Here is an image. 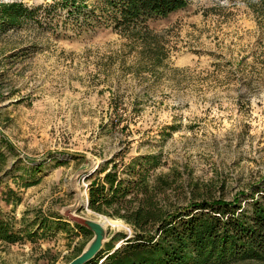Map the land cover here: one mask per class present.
Returning <instances> with one entry per match:
<instances>
[{
    "label": "rangeland",
    "instance_id": "obj_1",
    "mask_svg": "<svg viewBox=\"0 0 264 264\" xmlns=\"http://www.w3.org/2000/svg\"><path fill=\"white\" fill-rule=\"evenodd\" d=\"M112 7L0 0V215L19 234L0 241V264L75 258L94 236L63 214L76 189L78 214L127 225L108 227L109 242L132 237L88 205L108 172L165 177L168 209L248 207L264 187V3L188 0L127 25Z\"/></svg>",
    "mask_w": 264,
    "mask_h": 264
},
{
    "label": "trees",
    "instance_id": "obj_2",
    "mask_svg": "<svg viewBox=\"0 0 264 264\" xmlns=\"http://www.w3.org/2000/svg\"><path fill=\"white\" fill-rule=\"evenodd\" d=\"M120 12L118 24L166 17L184 8L188 0H109ZM264 3V0H260ZM11 20L18 17L10 5ZM12 145V144H11ZM127 184L117 172H108L90 189V209L123 218L133 227L132 237L115 251L110 241L93 263L103 264H227L244 259L264 261V187L248 194L251 202L192 200L168 209L169 183L160 177L155 183L142 174ZM116 187V188H115ZM115 188V189H114ZM258 195L257 197L255 195ZM112 210V211H111ZM0 215V241L15 243L17 230ZM81 231L87 228L76 224ZM79 249L77 256L83 251ZM76 256V257H77ZM105 256V257H104ZM74 259V258H73ZM91 264V263H90Z\"/></svg>",
    "mask_w": 264,
    "mask_h": 264
},
{
    "label": "water",
    "instance_id": "obj_3",
    "mask_svg": "<svg viewBox=\"0 0 264 264\" xmlns=\"http://www.w3.org/2000/svg\"><path fill=\"white\" fill-rule=\"evenodd\" d=\"M77 199L76 202L65 209L64 215L68 217L71 221L79 224L94 233L92 240L87 244L83 251L74 259H72L68 264H90L97 256L104 250L106 244L109 242L107 238V228L104 227L103 223L99 220L88 218L77 213L82 201V196L76 189ZM89 205V199H88ZM130 237H127L128 239ZM126 242H120L113 251L119 248Z\"/></svg>",
    "mask_w": 264,
    "mask_h": 264
},
{
    "label": "bare ground",
    "instance_id": "obj_4",
    "mask_svg": "<svg viewBox=\"0 0 264 264\" xmlns=\"http://www.w3.org/2000/svg\"><path fill=\"white\" fill-rule=\"evenodd\" d=\"M79 193L82 196V192L79 191ZM96 220L101 221L105 228H108V227L115 228V229H127L128 228L127 225L123 221L112 219L106 216L96 218Z\"/></svg>",
    "mask_w": 264,
    "mask_h": 264
},
{
    "label": "built area",
    "instance_id": "obj_5",
    "mask_svg": "<svg viewBox=\"0 0 264 264\" xmlns=\"http://www.w3.org/2000/svg\"><path fill=\"white\" fill-rule=\"evenodd\" d=\"M99 264H101V263H99Z\"/></svg>",
    "mask_w": 264,
    "mask_h": 264
}]
</instances>
